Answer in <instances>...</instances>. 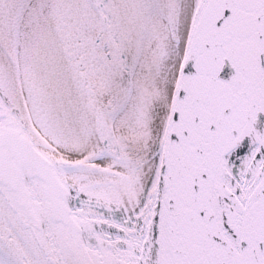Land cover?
<instances>
[{
	"label": "snow or ice",
	"instance_id": "6c2138e0",
	"mask_svg": "<svg viewBox=\"0 0 264 264\" xmlns=\"http://www.w3.org/2000/svg\"><path fill=\"white\" fill-rule=\"evenodd\" d=\"M0 264H264V0H0Z\"/></svg>",
	"mask_w": 264,
	"mask_h": 264
}]
</instances>
